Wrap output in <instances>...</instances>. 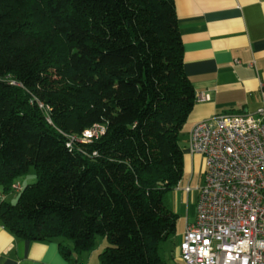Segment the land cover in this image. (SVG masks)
I'll return each mask as SVG.
<instances>
[{
	"label": "trees",
	"instance_id": "16d2710c",
	"mask_svg": "<svg viewBox=\"0 0 264 264\" xmlns=\"http://www.w3.org/2000/svg\"><path fill=\"white\" fill-rule=\"evenodd\" d=\"M194 102L174 0H0V224L68 261L102 236L98 264H166Z\"/></svg>",
	"mask_w": 264,
	"mask_h": 264
},
{
	"label": "crops",
	"instance_id": "0c3cea01",
	"mask_svg": "<svg viewBox=\"0 0 264 264\" xmlns=\"http://www.w3.org/2000/svg\"><path fill=\"white\" fill-rule=\"evenodd\" d=\"M174 5L183 67L195 102L182 127V176L164 196L177 220L168 238L170 250L161 258L166 264H185L179 258V244L196 211L191 213L188 206L184 213L181 200L195 192L197 202L205 170L203 157L187 149V133L196 122L215 114L254 113L264 107V0H174ZM64 243L72 246L69 240ZM104 245L102 239L97 248L72 253L68 261L58 240H22L0 224V264H98Z\"/></svg>",
	"mask_w": 264,
	"mask_h": 264
},
{
	"label": "built area",
	"instance_id": "2783aa9c",
	"mask_svg": "<svg viewBox=\"0 0 264 264\" xmlns=\"http://www.w3.org/2000/svg\"><path fill=\"white\" fill-rule=\"evenodd\" d=\"M103 132L82 133L89 141ZM187 149L204 161L196 217L179 244L185 264H264V107L196 122ZM18 190L19 186L14 185Z\"/></svg>",
	"mask_w": 264,
	"mask_h": 264
},
{
	"label": "rangeland",
	"instance_id": "374dc122",
	"mask_svg": "<svg viewBox=\"0 0 264 264\" xmlns=\"http://www.w3.org/2000/svg\"><path fill=\"white\" fill-rule=\"evenodd\" d=\"M36 177H37L36 169L34 167H30L27 173H24L16 178V182L14 184H17L23 187L27 184L33 183L36 180ZM1 189L2 188H0V192H2ZM195 194H196L195 192H192L190 194V197H188L187 199L181 200V202L183 203L182 207H183L184 213L186 212V207L188 206L190 207L191 213H194L196 211V195ZM18 195H19V192L16 191L15 189L10 190L6 195V201L14 203L17 200ZM179 218H181V215L178 216V219ZM102 239L105 243L104 246H106L107 245L106 239L102 236H97L95 245L92 249L97 248ZM170 243H172L173 245V242H170ZM168 245L170 246L169 239L163 240L159 245V255L163 258H165L168 250H170V247Z\"/></svg>",
	"mask_w": 264,
	"mask_h": 264
}]
</instances>
